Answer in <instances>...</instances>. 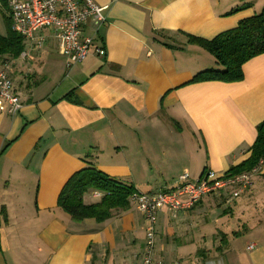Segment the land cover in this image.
I'll list each match as a JSON object with an SVG mask.
<instances>
[{
	"label": "crops",
	"instance_id": "obj_1",
	"mask_svg": "<svg viewBox=\"0 0 264 264\" xmlns=\"http://www.w3.org/2000/svg\"><path fill=\"white\" fill-rule=\"evenodd\" d=\"M91 1L106 22L83 25L94 41L84 62L68 69L46 33L40 49L23 41L18 58L0 60L22 105L0 111V264H142L146 224L134 205L105 222L72 221L56 205L69 178L96 168L134 192L172 191L185 174L195 182L244 163L264 122V55L242 66L240 82H192L222 68L190 42L236 28L264 0ZM259 171L238 199L227 190L188 210L160 209L152 260L264 264Z\"/></svg>",
	"mask_w": 264,
	"mask_h": 264
},
{
	"label": "built area",
	"instance_id": "obj_2",
	"mask_svg": "<svg viewBox=\"0 0 264 264\" xmlns=\"http://www.w3.org/2000/svg\"><path fill=\"white\" fill-rule=\"evenodd\" d=\"M2 11L8 17L12 31L31 47L40 49L45 39L44 33L58 46L59 55L65 59L66 67L84 62L93 48V38L82 37L83 25L88 19L99 28L105 24L106 8L95 6L91 0H3ZM42 33V34H41ZM99 57L105 55L102 48L93 50ZM22 109L19 97L14 92L12 81L5 71L0 70V111L14 116ZM264 166V161L245 174L220 176L212 171L202 172L198 181L188 182L187 174L181 176L178 185L172 191L156 195H144L134 192L131 203L140 214L146 227V250L142 264H161L152 260L155 245V222L160 209L169 213L188 210L198 204L202 198L230 191L232 200L253 187V179ZM253 249L250 245L248 250ZM178 264V263H174Z\"/></svg>",
	"mask_w": 264,
	"mask_h": 264
},
{
	"label": "trees",
	"instance_id": "obj_3",
	"mask_svg": "<svg viewBox=\"0 0 264 264\" xmlns=\"http://www.w3.org/2000/svg\"><path fill=\"white\" fill-rule=\"evenodd\" d=\"M4 1L0 0L1 9ZM234 11V13H237ZM2 12L7 34L0 36V60L6 56L18 58L23 51V39L15 34L6 14ZM192 44L202 46L215 58L221 71H204L194 77L192 82L223 81L240 82L243 78L242 66L256 56L264 55V12L241 20L236 28L228 30L212 41L192 38ZM256 140L244 163L231 168L227 176H236L251 172L264 161V122L256 128ZM56 205L75 222L93 220L105 222L115 214L129 210L134 189L131 186L113 180L96 168H85L72 177L60 191ZM98 192L103 196L96 204L84 203L85 196Z\"/></svg>",
	"mask_w": 264,
	"mask_h": 264
},
{
	"label": "rangeland",
	"instance_id": "obj_4",
	"mask_svg": "<svg viewBox=\"0 0 264 264\" xmlns=\"http://www.w3.org/2000/svg\"><path fill=\"white\" fill-rule=\"evenodd\" d=\"M3 14L1 13L0 11V29H1V32L5 35L6 34V23H5V20H4V17L2 16Z\"/></svg>",
	"mask_w": 264,
	"mask_h": 264
}]
</instances>
